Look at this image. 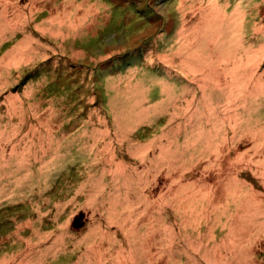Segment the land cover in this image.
I'll return each mask as SVG.
<instances>
[{
    "label": "rangeland",
    "instance_id": "rangeland-1",
    "mask_svg": "<svg viewBox=\"0 0 264 264\" xmlns=\"http://www.w3.org/2000/svg\"><path fill=\"white\" fill-rule=\"evenodd\" d=\"M0 5V264H264V0Z\"/></svg>",
    "mask_w": 264,
    "mask_h": 264
},
{
    "label": "crops",
    "instance_id": "crops-1",
    "mask_svg": "<svg viewBox=\"0 0 264 264\" xmlns=\"http://www.w3.org/2000/svg\"><path fill=\"white\" fill-rule=\"evenodd\" d=\"M1 6L3 7V5H0V14L3 16V12L1 11Z\"/></svg>",
    "mask_w": 264,
    "mask_h": 264
},
{
    "label": "trees",
    "instance_id": "trees-1",
    "mask_svg": "<svg viewBox=\"0 0 264 264\" xmlns=\"http://www.w3.org/2000/svg\"><path fill=\"white\" fill-rule=\"evenodd\" d=\"M7 250H5V252H6Z\"/></svg>",
    "mask_w": 264,
    "mask_h": 264
}]
</instances>
